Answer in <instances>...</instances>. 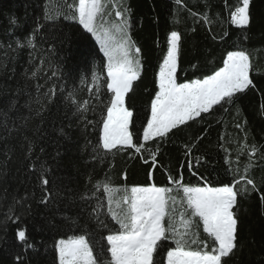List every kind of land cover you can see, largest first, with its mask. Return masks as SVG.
I'll use <instances>...</instances> for the list:
<instances>
[{
    "label": "trees",
    "instance_id": "trees-1",
    "mask_svg": "<svg viewBox=\"0 0 264 264\" xmlns=\"http://www.w3.org/2000/svg\"><path fill=\"white\" fill-rule=\"evenodd\" d=\"M237 2L182 0V5L178 6L175 0H124L131 8L128 17L130 35L142 49L144 60L142 78L134 82L131 99L126 97V104L134 109L135 130L141 136V124L146 123L145 117L149 114L146 109L156 90L155 75L166 54L170 31L176 30L181 35L177 69L181 83L211 74L222 66L223 57L228 51L243 49L249 54L252 65L250 79L255 86L234 104L225 105L228 111L216 106L217 110L204 114L203 120L192 123L172 136L161 147L158 165L152 169L147 151H143V157L149 160L148 164L143 163L139 155L136 159H129L131 153H117L114 158L108 156L103 161L94 160L93 147L98 142V128L90 127L84 131L83 123L78 126L77 118L72 116L75 109L71 103L63 101V97L76 88L78 91L73 99L79 102L89 99L93 104H98L94 94L88 92V87L92 83L91 73L106 63L94 38L80 26L78 19L65 18L63 15L67 11L65 0H0V109L7 111L11 101H17V108L8 113L11 125L12 121H17V117L28 114L24 105L30 99L29 94L35 99L36 83L45 85L41 92L55 85V104L49 107L52 113L59 109L56 127L59 128L62 121L70 136V139L60 138L58 147L61 155L53 161L51 157L56 147L52 141L57 139V133L52 131L50 120L42 126L48 133V139L40 142L35 151L39 153L41 146L46 149L41 160L49 164L48 187L53 191L54 200L47 209L37 203L42 193L39 188L33 187L35 178L28 184H20L18 179H12L22 153L19 137L7 141L15 151L8 160V178L0 180V264H17V254L22 257L24 264H36L37 254L42 264H52L55 240L83 234L66 221V217L75 218L79 225H85L86 222L90 225L86 228L88 238L99 252L100 244H106L101 233L106 236L108 232L96 227L94 219L88 220V214L99 203L105 205L101 212L106 214L107 202L102 186L96 191L93 185L97 182L102 185L108 176L113 187L149 183L175 187L169 184V173L179 178L181 172L183 182L191 185L202 184L200 176L206 177L213 186L231 184L234 178L240 180L241 176L255 180L256 190L241 198L240 235L243 247L229 264H264V200H261L264 195V161L260 159V154L264 153V0H252L251 23L246 30L237 28L230 21L229 9L234 10ZM68 3H72V0H68ZM115 11L116 7L113 6V21L116 20ZM190 12L197 13V16L193 17ZM46 13L53 19H47ZM200 14H207L212 23H205ZM225 33L227 35L221 39ZM27 39H32L35 50L28 46ZM49 60L51 63L43 64L44 71L36 79H29L32 71L42 66V61ZM193 65H197V69ZM52 71H56L57 76L49 80ZM103 76L106 77V72H103ZM17 89L22 91L17 92ZM106 92L104 83L102 99ZM64 103L69 105L68 118H64ZM87 118L99 121L101 110L97 108L95 113L89 111ZM38 123L39 119L29 127ZM237 124L241 127L237 128ZM28 134L31 135V132ZM253 144L259 151L254 166L246 173L244 168ZM244 145L249 147L241 155ZM186 146L192 148L195 175L185 162ZM3 147V143H0V161L5 159ZM148 147L154 149L155 145L149 142ZM197 157L200 158L199 164L196 163ZM150 171L154 173L152 179L148 176ZM84 194L91 199L81 200L80 196ZM173 194L182 196V192ZM14 196L17 199L26 196L27 200L23 206L15 207L14 214L20 217L18 221H5V214L13 204ZM69 196L73 199H69ZM18 229L26 231L28 243L34 244L36 251L25 248L18 241Z\"/></svg>",
    "mask_w": 264,
    "mask_h": 264
},
{
    "label": "snow or ice",
    "instance_id": "snow-or-ice-1",
    "mask_svg": "<svg viewBox=\"0 0 264 264\" xmlns=\"http://www.w3.org/2000/svg\"><path fill=\"white\" fill-rule=\"evenodd\" d=\"M175 2L178 6L182 5V0ZM251 4L252 0H238L234 10L229 9L232 25L241 30L250 26ZM113 6L116 7L115 21L111 12ZM64 7L67 9L63 13L65 18L78 19L79 24L100 43L106 60V63L91 73L92 83L88 87V92L94 94L98 104H93L89 99L83 102L73 99L78 91L76 88L63 97V101L70 102L75 109L72 116L77 118L78 126L83 123L84 131L90 127L98 128V142L93 147L94 160L103 161L108 156L114 158L117 153H131L129 159H136L139 155L142 162L148 164L149 160L143 157V151H147L151 159L150 167L155 169L161 147L172 136L183 128L190 127L192 123L203 120L204 114L217 110L216 106L228 111L225 105L234 104L255 86L250 79V56L243 49L228 51L223 57L222 66L211 74L179 82L177 69L181 54V35L172 30L167 35V51L155 75L156 90L146 109L149 112L145 117L146 123L141 124V136L135 130L134 109L126 104V97L130 100V93L134 92V82L142 78L144 65L142 49L129 31L130 6L124 0H78V3L76 0H72V3L65 0ZM190 15L196 17L197 13L190 12ZM45 16L49 20L53 19L48 13ZM200 18L205 23H212L207 14H200ZM226 35L227 33L220 38L224 39ZM213 39L216 37L213 36ZM27 44L35 50L32 39H27ZM44 63L50 64L51 61H42V66L35 68L29 79H36L44 71ZM197 67L193 65L194 69ZM103 72H106V77ZM56 76L57 72L52 71L48 79ZM47 83L46 80L45 84ZM104 83L107 92L102 99L101 89ZM44 88V84H35L37 95L32 99L29 94L30 99L24 105L28 114L17 117L18 122L12 121L10 125L11 118L8 115L17 108L16 100L11 101L7 111L0 109V143L4 145L2 154L5 157L0 161V180L8 178V160L15 151L7 141L19 137L22 157L12 179H18L20 184H28L35 178L33 187L39 188L42 193L37 203L47 209L54 200L53 191L48 187L49 164L48 161L41 160L46 149L41 146L39 153L35 151L40 142L48 139V133L42 126L50 120L52 131L57 133V139L52 141L56 147L55 154L51 157L53 161L61 155L58 147L60 138L70 139V136L62 121L61 126L56 127L59 109L52 113L49 107L55 104L56 86L41 92ZM26 89L27 85L24 90ZM20 91L22 90L17 89V92ZM68 106V103H64V118H68ZM97 108L101 110V119H88L87 113H95ZM37 119L39 123L30 128L29 125ZM68 126L71 127V124ZM236 127L241 125L237 124ZM149 142L155 145L154 149L148 147ZM248 147L242 146L240 154L243 155ZM250 149L248 163L244 168L246 173L254 166V159L259 151L255 144ZM191 152L192 148L186 146L185 162L189 171L195 175ZM260 159L264 161V153L260 154ZM199 161L200 158L197 157L196 163L199 164ZM153 175L150 171L149 179ZM124 178H127V173ZM168 178L169 184L175 187L157 186L155 183L113 187L108 176L102 185L97 182L93 188L99 191L102 186L107 211L106 214L102 213L101 209L105 205L99 203L88 214V220L94 219L96 227L108 232L106 236L101 233L106 244H100V251L97 252L88 238L86 228L90 225L87 222L79 225L75 218L66 217L65 220L83 234L55 240L52 246V264H229L243 247L240 235L241 198L256 190L255 180L241 176L240 180L234 178L231 184L213 186L204 176L199 177L202 184H186L183 182L182 172L179 178L173 177L171 173ZM68 191L71 192L70 189ZM174 192H182V196L177 197ZM68 198L73 199L72 196ZM80 199L87 201L91 197L84 194ZM26 200V196L19 199L14 196L13 204L5 214V221H18L20 217L14 214L15 207L23 206ZM261 200H264V195ZM102 215L104 218H101ZM16 237L25 248L36 251L35 245L28 243L24 229H18ZM15 259L17 264H24L19 254ZM36 264H42L39 254Z\"/></svg>",
    "mask_w": 264,
    "mask_h": 264
},
{
    "label": "rangeland",
    "instance_id": "rangeland-1",
    "mask_svg": "<svg viewBox=\"0 0 264 264\" xmlns=\"http://www.w3.org/2000/svg\"><path fill=\"white\" fill-rule=\"evenodd\" d=\"M82 28H83V26L82 25H80ZM84 29V28H83ZM85 30V29H84ZM86 31V30H85ZM87 32V31H86ZM91 34V33H90ZM92 35V34H91ZM93 38H94V40H95V42H96V44L98 45V47L100 48V50H101V47H100V43L96 40V38L94 37V36H92ZM102 52V51H101ZM103 53V52H102Z\"/></svg>",
    "mask_w": 264,
    "mask_h": 264
}]
</instances>
